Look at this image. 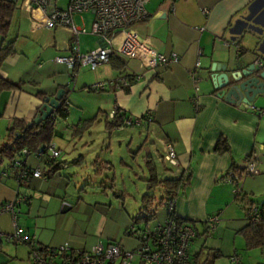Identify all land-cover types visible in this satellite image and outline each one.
Here are the masks:
<instances>
[{
    "label": "crops",
    "instance_id": "obj_1",
    "mask_svg": "<svg viewBox=\"0 0 264 264\" xmlns=\"http://www.w3.org/2000/svg\"><path fill=\"white\" fill-rule=\"evenodd\" d=\"M13 1L10 38L5 41L14 40V54L2 63L0 77L23 84L20 89L0 91V144L13 119L31 121L39 113L42 99L37 92L54 98L59 89H65L69 104L67 117L61 118L58 127L55 121L51 140L60 151L55 160L67 163L63 170L47 174L43 159L19 153L14 160L40 168L42 177L26 178L18 187L11 161L0 163V172L8 174L0 175V204L11 201L17 191L30 197L17 212L22 232L35 236L40 247L67 242L73 248L88 249L99 242L116 241L123 249L134 250L138 240L125 230L131 218L139 216L141 197L147 190H141L139 203L131 206L135 196L119 188L115 173L109 170L115 171L114 155L119 154V164L132 171L133 164L143 172L141 178L133 171L137 188L136 180L145 183L147 178L144 159L149 156L160 178H177L189 167L194 171L190 185L175 203V216L194 222L197 230L189 246L193 264H264V247L248 248L239 232L247 224L244 210L248 204L235 200V187L222 179L227 171L244 166L246 157L255 152L263 172L249 176L253 177L249 181L242 178L237 185L251 203L264 205V115L251 108H264V97L249 106L226 102L212 93L215 76L223 71H211L216 63L226 64L227 71L264 59V0H149L146 19L133 28L160 53L175 54L177 60L167 67L140 70L114 56L93 70L82 66L91 72L77 69L74 82L79 81L81 89L119 76L138 78L132 79L127 91L107 86L102 91L74 89L72 93L68 89L70 70L54 62L55 56L69 53V34L65 29L51 33L33 27L21 11V0ZM85 14L92 16V24V12L74 13L72 19L88 31L84 23L76 22ZM96 37L98 45L93 49L102 45ZM2 40L0 36V44ZM113 108L124 115L149 111L151 120L135 127L107 129ZM88 124L89 129L77 131ZM219 140L225 141L227 151H215ZM165 143L175 150L177 165L163 162ZM144 147L148 153L142 155ZM130 156L131 164L127 163ZM159 193L160 199L163 191ZM151 195L157 203L153 191ZM161 210V216L154 211L157 222L166 217L163 205ZM210 219H214V228L208 233ZM0 229L10 231L9 214L0 216ZM0 264H32L29 246L0 239ZM48 264L62 261L55 258ZM109 264H122L121 258ZM129 264L147 263L135 255Z\"/></svg>",
    "mask_w": 264,
    "mask_h": 264
},
{
    "label": "built area",
    "instance_id": "obj_2",
    "mask_svg": "<svg viewBox=\"0 0 264 264\" xmlns=\"http://www.w3.org/2000/svg\"><path fill=\"white\" fill-rule=\"evenodd\" d=\"M149 0H67L66 5L60 6L59 0H21V11L31 19L33 27L44 29L54 33L65 29L69 34L68 51L66 55H57L54 62L64 64L70 70L71 81L74 82L77 69L81 66H89L92 70L98 65L108 63L112 57L118 56L140 70L167 67L177 60L175 54L166 56L160 53L154 44L133 28L134 25L143 22L147 17L145 5ZM206 13V10H203ZM92 12L93 21L90 30L73 23L74 13ZM81 33H89L98 36L102 45L96 49L81 53L78 45V36ZM257 66L262 65L260 58L255 60ZM199 61L195 66L198 67ZM133 74V73H132ZM138 76H119L114 80H104L88 86V89L102 91L107 86L117 89H128L132 79ZM69 106L64 102V108ZM251 108L264 115V108L251 106ZM119 115L117 108L109 113L112 120ZM150 112L141 115H125L117 128L133 127L150 121ZM51 158H57L60 151L50 144L48 146ZM27 150H22L26 153ZM172 145L165 143L162 160L170 165H177L178 158ZM13 168H19L22 162L13 160L10 164ZM259 156L252 152L245 159V164L239 170H229L223 180L233 184L235 193H240L237 185L240 177L259 173ZM7 176V172H0ZM41 178L42 173L38 168L22 167L15 177L19 187L27 177ZM176 197H171L166 202V217L157 222L151 229L139 231L136 225L129 226V232L138 240L134 250L123 249L121 244L112 241L108 243H96L88 249L73 248L64 242L57 247H41L37 244L35 236L22 232L17 222V212L21 204L30 202V197L19 191L11 200L0 204V216L10 215V231L0 229V239L13 244H26L29 246V258L32 264H48L52 259L60 258L62 264H109L119 257L122 264H129L135 255L139 256L147 264H193L189 255V246L197 234L195 226L188 221L179 222L175 218ZM245 218L248 222L264 220V206L249 204L245 208ZM207 232L214 228V219L207 224ZM234 259V258H233Z\"/></svg>",
    "mask_w": 264,
    "mask_h": 264
},
{
    "label": "trees",
    "instance_id": "obj_3",
    "mask_svg": "<svg viewBox=\"0 0 264 264\" xmlns=\"http://www.w3.org/2000/svg\"><path fill=\"white\" fill-rule=\"evenodd\" d=\"M14 8L15 2L13 0H0V36L3 39L0 44V67L7 57L14 54V40L5 41L11 25ZM22 84L23 82H13L0 77V91L4 89H20ZM125 90L127 91L128 89ZM36 95L40 99H43L45 97V94L41 92H37ZM65 101H67V99L66 90L64 89V94L61 97L60 104L55 111L56 117L54 119L48 118L43 124H32V126H29L32 120L25 121L21 119H13L11 121V124L7 128L5 141L0 144V163L4 160H7L11 161V164L15 156L21 153L22 155H34L36 158L43 159L44 164L48 168L47 174H55L63 170L67 163L65 161H56V158H51L48 146L51 144V140L55 136V121L58 118L65 119L68 115V106L64 108ZM124 116V114H119L114 119L107 121L105 123V127L107 129L117 127L120 124L122 117ZM90 125L91 124H88L87 127L78 128L77 131L81 130L83 132L87 130ZM24 149L27 150L26 153H22V150ZM227 150L228 147L225 144V141L219 140L215 146V151L225 152ZM144 163L147 170V178L145 179L147 191H145V193L141 197L142 206L138 210L139 216L131 218V224L136 225L139 231L151 229L157 223L154 210L152 209L153 205H156V203L154 202L155 198H153V196L151 195L152 191H154L156 188H159L163 191V196L158 200V204L165 207L166 202L169 198H177L179 194H182L187 189V187L190 185L194 172L193 169L189 167L181 171L177 178H160L158 176L157 168L151 157H146L144 159ZM165 163L170 166L168 162ZM9 167L11 168V171H13L14 178L19 174V168L20 170L22 167H29L33 169V167H30L24 163H22L19 168H13L11 165ZM242 178L243 177H240L239 180H241ZM235 200L240 203H244V206L247 204H252L248 196L245 193H242L241 189L240 193H235ZM175 218L179 222L189 221L186 219H180L177 216H175ZM190 222L195 225L194 222ZM129 226L126 228L125 233L131 235V233L129 232ZM239 232L245 238L248 248L264 247V220L255 223L247 221V224L242 229H240ZM43 249L44 248L41 247L40 250L43 251Z\"/></svg>",
    "mask_w": 264,
    "mask_h": 264
},
{
    "label": "water",
    "instance_id": "obj_4",
    "mask_svg": "<svg viewBox=\"0 0 264 264\" xmlns=\"http://www.w3.org/2000/svg\"><path fill=\"white\" fill-rule=\"evenodd\" d=\"M262 65L257 66L250 63L246 66H235L227 71L226 64H212L211 71L222 69V73L215 76V85L213 95L223 98L226 102L233 104L243 103L249 106L257 98L264 97V59ZM213 80V76L211 77ZM64 89H59L54 98L45 96L42 99V105L39 113L33 118L32 124H43L48 118L54 119L56 117V108L60 104ZM146 154L148 149L145 148Z\"/></svg>",
    "mask_w": 264,
    "mask_h": 264
},
{
    "label": "rangeland",
    "instance_id": "obj_5",
    "mask_svg": "<svg viewBox=\"0 0 264 264\" xmlns=\"http://www.w3.org/2000/svg\"><path fill=\"white\" fill-rule=\"evenodd\" d=\"M66 2H67V0H59V5L60 6H64V5H66ZM91 18H92V16L91 15H89V14H85L84 16H83V19L80 21L79 19H77L76 20V22L77 23H84L85 24V26L87 27V28H89L90 29V25H91ZM10 38V35L8 34L7 35V40ZM78 41H79V49H80V52L81 53H85V52H88V51H90L91 49H93V48H95V46H97L98 44H97V37L96 36H94V35H91V34H89V33H86V34H81V35H79V37H78ZM81 68H82V72H85L86 71V73H88V72H91V71H89L88 70V68H85V67H82L81 66ZM68 84H69V86H68V89H69V93H72L73 92V90L75 89L76 91L79 89L80 91H85V92H97V91H94V90H90V89H88V87L87 88H83V89H81V86H79L78 87V84H79V81L78 82H73V81H71V77L69 76L68 77ZM67 85V84H66ZM72 120V119H71ZM60 122H62V119H57V122H56V126L58 127L59 126V124H61ZM75 122V121H74ZM125 128H128V127H125ZM89 129V128H88ZM81 131V130H80ZM145 148L146 147H144V150L142 151V149L140 150L141 152H142V155L145 153ZM122 156H119V154H115L114 155V158H115V161H116V169H115V171H113V170H109L110 171V174H114V175H116V178H117V184H118V187L120 188H122V187H125V189L129 192V193H131V194H133L134 196H135V198H136V203L135 202H133V199H132V204H131V206H137V203H139V199H140V191L142 190V191H145V190H147L146 189V184L143 182V181H141V179L140 180H136V182H138L137 183V188L135 187V186H133L134 184H133V182H135V175H134V172L133 171H136V172H138V174L141 176V178L143 177L142 175H143V172L141 171V170H137V169H135V167H134V165L133 164H131V160H132V158H131V156L129 157V162H127V163H129V164H131V166H132V168H133V171H132V169H131V167L130 166H123L122 164H119V159L121 158ZM124 159H125V157H123ZM139 158H140V156H139ZM141 159V158H140ZM141 166L142 167H144V165H143V163L141 162ZM143 170H144V168H143ZM263 172V169H262V167L260 166V173H262ZM244 178V180H246V181H249V180H251L253 177H247V176H244L243 177ZM242 180V179H241ZM230 184V183H229ZM233 185V184H232ZM234 186V185H233ZM123 189V188H122ZM136 189L138 190L137 192H135L136 191ZM159 191H160V189L159 188H156L154 191H153V193L156 195V197H157V200H156V205L154 206L153 205V210L155 211V213H158L159 212V216H161L162 215V210H161V207H162V205H160V204H158V200H159V195H160V193H159ZM137 200H138V202H137ZM157 210H158V212H157Z\"/></svg>",
    "mask_w": 264,
    "mask_h": 264
}]
</instances>
